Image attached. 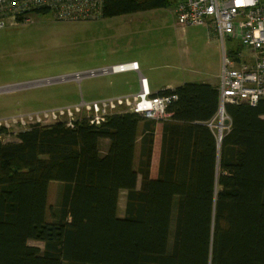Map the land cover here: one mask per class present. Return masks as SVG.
Returning a JSON list of instances; mask_svg holds the SVG:
<instances>
[{
	"label": "trees",
	"instance_id": "1",
	"mask_svg": "<svg viewBox=\"0 0 264 264\" xmlns=\"http://www.w3.org/2000/svg\"><path fill=\"white\" fill-rule=\"evenodd\" d=\"M158 8L161 0H104L98 19ZM157 123L132 111L100 124L81 115L30 124L6 140L9 130L0 127V264H172L166 118L157 176H150ZM50 181L57 186L47 224ZM43 231L42 248L28 242Z\"/></svg>",
	"mask_w": 264,
	"mask_h": 264
},
{
	"label": "rangeland",
	"instance_id": "2",
	"mask_svg": "<svg viewBox=\"0 0 264 264\" xmlns=\"http://www.w3.org/2000/svg\"><path fill=\"white\" fill-rule=\"evenodd\" d=\"M24 17L28 19L21 22L7 18L5 26L0 28V118L18 116L16 118L21 119L10 121V127L2 126L9 130V134L2 136L3 140L12 139L15 133L29 126L30 114L70 106L82 99L90 101L120 94L122 89L116 87V80L130 81V72L47 79L110 67L130 58L141 61L144 58L158 62L159 68L152 71L153 79L165 81L161 8L94 20L58 21L49 12L35 11L27 12ZM140 124L135 139L138 148L142 133ZM155 135L156 131L154 140ZM138 157L139 153L136 155L134 150V167ZM156 162L155 159L153 165ZM151 165L150 176L155 178L157 167L151 169ZM52 191L49 190L47 196V224L51 223L49 207L54 202L56 190L54 194ZM123 204L124 192L119 196L120 215L124 213ZM40 236L33 232L28 242L42 248L45 231Z\"/></svg>",
	"mask_w": 264,
	"mask_h": 264
},
{
	"label": "built area",
	"instance_id": "3",
	"mask_svg": "<svg viewBox=\"0 0 264 264\" xmlns=\"http://www.w3.org/2000/svg\"><path fill=\"white\" fill-rule=\"evenodd\" d=\"M104 0H0V28L5 26L7 18H15L35 9H47L55 20H94L98 19ZM27 20V18L25 19ZM115 72L138 70L136 62L113 65ZM107 67L101 70H106ZM105 72V71H104ZM140 90L134 95L109 97L99 100L83 101L28 115L30 124L71 119L87 115L90 123L100 124L105 118L117 112L132 111L141 118L163 120L166 118L165 95H152L146 77H139ZM65 112V113H64ZM0 118V127H10V121H20L18 116ZM33 120V121H32ZM28 124V125H30Z\"/></svg>",
	"mask_w": 264,
	"mask_h": 264
},
{
	"label": "crops",
	"instance_id": "4",
	"mask_svg": "<svg viewBox=\"0 0 264 264\" xmlns=\"http://www.w3.org/2000/svg\"><path fill=\"white\" fill-rule=\"evenodd\" d=\"M143 61L139 60L138 58H130V60H125L123 62H119V63H115L112 64L113 65H118L121 63H128V62H136L138 64V71H123V72H130V74L128 75L130 77V81L126 80L123 82L121 79L116 80L117 81V86L116 87H120L121 93L117 94V95H112V96H107V97H113V96H120V95H133L136 94L139 90H140V85H139V75L142 74L143 76L146 77L147 82H148V86L151 90V92L153 93H157L162 89H165V81H161V80H155L153 79L152 76V71L156 70L157 68H159L158 62H151V61H145L144 58L142 59ZM123 72H116V73H123ZM114 73V72H112ZM131 83V85L129 84V86H126L125 83L126 82ZM114 82V80H113ZM106 98V96H104ZM104 97H100V98H104ZM99 99V98H96ZM142 126V124H140ZM161 127L162 124L161 123H157L156 125V135H155V140H154V147H153V154H152V165H151V169H158V163L159 162V157H160V140H161V134H158V131H161ZM160 129V130H159ZM106 141H102L101 142V148L102 150H104V146H106ZM139 153V148H138V144H136L135 147V154L137 155ZM156 159V165H153V161ZM137 159L135 158L134 162L137 164ZM134 163V165L136 167H134V169L137 168V165ZM56 186L57 183L55 181H50L48 184V191L49 190H53L52 193L54 194V191L56 190Z\"/></svg>",
	"mask_w": 264,
	"mask_h": 264
},
{
	"label": "water",
	"instance_id": "5",
	"mask_svg": "<svg viewBox=\"0 0 264 264\" xmlns=\"http://www.w3.org/2000/svg\"><path fill=\"white\" fill-rule=\"evenodd\" d=\"M112 72H115L113 67H107L106 70H101V69L89 70V71H87L85 73H74V74H71V75H62V76H60L58 78L47 79V80L53 81V80L79 79V77L84 76V75L93 76V75L106 74V73H112Z\"/></svg>",
	"mask_w": 264,
	"mask_h": 264
},
{
	"label": "bare ground",
	"instance_id": "6",
	"mask_svg": "<svg viewBox=\"0 0 264 264\" xmlns=\"http://www.w3.org/2000/svg\"><path fill=\"white\" fill-rule=\"evenodd\" d=\"M136 71H138V70H136ZM140 75H142V74H140ZM140 75H139V77H140ZM143 76V75H142ZM145 77V76H144Z\"/></svg>",
	"mask_w": 264,
	"mask_h": 264
},
{
	"label": "clouds",
	"instance_id": "7",
	"mask_svg": "<svg viewBox=\"0 0 264 264\" xmlns=\"http://www.w3.org/2000/svg\"><path fill=\"white\" fill-rule=\"evenodd\" d=\"M111 67V66H110ZM115 73V72H114Z\"/></svg>",
	"mask_w": 264,
	"mask_h": 264
}]
</instances>
